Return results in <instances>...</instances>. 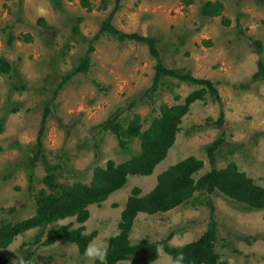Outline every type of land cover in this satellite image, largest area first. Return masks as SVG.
Segmentation results:
<instances>
[{"label": "rangeland", "instance_id": "1", "mask_svg": "<svg viewBox=\"0 0 264 264\" xmlns=\"http://www.w3.org/2000/svg\"><path fill=\"white\" fill-rule=\"evenodd\" d=\"M206 1L124 0L112 24L156 37L165 67L211 80L220 99L191 105L151 175L129 176L123 188L89 206L84 223L68 217L18 235L0 248V264H93L76 243L48 239L63 225L83 226L84 234L96 233L91 242L107 249L132 189L148 193L160 173L190 156L203 162L196 178L234 162L264 186V79L254 77L264 62V0H212L223 4L212 17L202 14ZM114 6V0H62L59 7L51 0H0V57L11 65L8 73L0 71V224L35 215L48 166L56 167L62 184H90L96 167L140 154V137H119L106 127L111 117L118 114L123 131L139 115L143 132L162 106L184 104L199 87L164 76L154 89L158 60L147 44L108 34L94 39ZM82 59L88 61L85 69ZM218 139L222 143L210 155L208 146ZM211 222L223 264H264V210L241 211L220 192L197 191L166 212L139 213L130 241L156 244L159 257L151 264H177L165 244L193 242Z\"/></svg>", "mask_w": 264, "mask_h": 264}, {"label": "trees", "instance_id": "2", "mask_svg": "<svg viewBox=\"0 0 264 264\" xmlns=\"http://www.w3.org/2000/svg\"><path fill=\"white\" fill-rule=\"evenodd\" d=\"M123 1L114 0L113 10L102 22L94 39L101 34H108L119 41L131 40L147 44L150 54L158 60L154 89L159 78L164 76L178 77L181 80L198 84L199 87L186 97L184 104L162 106L159 116L153 118L150 126L143 132H141L139 115L123 131L117 121L118 114L111 117L106 122V127L112 129L119 137L139 136L141 152L121 164L109 160L104 168L96 167L90 184L82 182L62 184L57 181V176L52 171L56 167L48 166L49 173L45 176L44 183L50 192L47 188H43L36 194V213L33 217L16 224L1 222L0 248L8 247L18 235L31 228H44L47 224L59 219L76 217L78 223H84L90 217L89 206L102 203L112 193L123 188L129 176H148L153 173L156 166L166 158L168 151L173 146L180 130L182 118L189 112L194 102L197 100L206 101L208 97L216 101L220 99L218 90L211 80L198 79L190 74H182L165 67L159 60L160 52L156 37L144 36L137 32L127 33L112 24V19L115 13L121 9ZM51 2L56 7L62 5V0H51ZM222 10V2L212 0L206 1L201 9L202 14L209 17L220 15ZM39 21L47 27L44 18H40ZM255 42L257 45L260 44ZM92 48L90 45V51ZM259 48H261L260 45ZM80 64L82 69H85L88 64L87 59H82ZM10 70L9 61L0 57V71L8 73ZM254 77L264 79V62L258 63V70ZM223 122L224 114L221 113L215 123L222 125ZM221 143L222 140L218 139L208 146L210 155ZM202 167L201 160L190 156L160 173L156 186L148 193L142 194L139 187L132 189L121 214L118 225L119 233L108 239L107 264H124L127 260H137L142 264L155 262L159 257L155 243L149 239H143L137 244H132L130 241V231L135 218L141 212L156 214L171 210L185 203L197 191L220 192L235 204L237 209L244 212L264 210V186L257 184L246 172L240 170L236 163L230 162L223 168H213L196 178V174ZM83 232V226L72 228L71 224L63 225L53 233L48 241L53 243L58 240H66L76 243L81 251H85L86 246L96 233L86 235ZM215 240L216 223L211 222L207 231L199 239L182 247L166 243L164 250L175 262H177V257L182 254L181 264H223L219 253L215 250ZM32 263L38 264L36 260H32ZM96 264H100V261H97Z\"/></svg>", "mask_w": 264, "mask_h": 264}, {"label": "clouds", "instance_id": "3", "mask_svg": "<svg viewBox=\"0 0 264 264\" xmlns=\"http://www.w3.org/2000/svg\"><path fill=\"white\" fill-rule=\"evenodd\" d=\"M44 9H41V14H44ZM85 257L92 261L93 264L95 261L99 260L100 264H107L106 257H107V249L100 247L95 242H90L84 251ZM183 260V255L181 254L179 257H177V264H180V262ZM21 264H24V261H21Z\"/></svg>", "mask_w": 264, "mask_h": 264}, {"label": "crops", "instance_id": "4", "mask_svg": "<svg viewBox=\"0 0 264 264\" xmlns=\"http://www.w3.org/2000/svg\"><path fill=\"white\" fill-rule=\"evenodd\" d=\"M181 264V263H180Z\"/></svg>", "mask_w": 264, "mask_h": 264}]
</instances>
